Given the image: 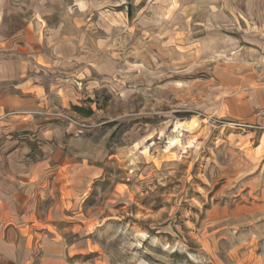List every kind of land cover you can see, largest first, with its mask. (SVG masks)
<instances>
[{
  "label": "rangeland",
  "instance_id": "1",
  "mask_svg": "<svg viewBox=\"0 0 264 264\" xmlns=\"http://www.w3.org/2000/svg\"><path fill=\"white\" fill-rule=\"evenodd\" d=\"M0 10L66 50L32 72L74 88L52 122L96 150L97 177L52 211L33 264H264V0Z\"/></svg>",
  "mask_w": 264,
  "mask_h": 264
},
{
  "label": "crops",
  "instance_id": "2",
  "mask_svg": "<svg viewBox=\"0 0 264 264\" xmlns=\"http://www.w3.org/2000/svg\"><path fill=\"white\" fill-rule=\"evenodd\" d=\"M43 43L36 26L0 24V264H33L37 244L49 242L40 228L52 225V211L97 177L88 162L96 150L52 122L77 94L32 72L69 63L65 49Z\"/></svg>",
  "mask_w": 264,
  "mask_h": 264
}]
</instances>
